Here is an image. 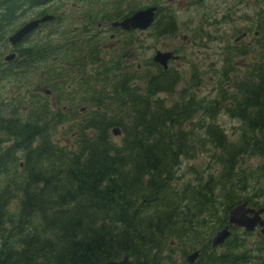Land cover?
Here are the masks:
<instances>
[{
	"label": "trees",
	"instance_id": "obj_1",
	"mask_svg": "<svg viewBox=\"0 0 264 264\" xmlns=\"http://www.w3.org/2000/svg\"><path fill=\"white\" fill-rule=\"evenodd\" d=\"M45 1L58 0H0V32L21 4ZM78 2L67 7L68 19L74 11L93 20L90 6L118 3ZM158 21L159 35L175 28L167 10ZM79 24L63 46L50 40L55 30L46 41L17 47V57L0 67L1 80L49 58V87L59 91L58 109L38 94L23 111L0 108V264H104L124 255L134 264H189L185 256L198 248L193 264H264L258 232L230 226L222 245L210 242L235 205L264 207V37L245 71L216 78L208 104L192 95L171 103L159 94L174 93L176 72H146L141 88L121 60L99 55L84 36L87 25ZM255 28L264 36L263 18ZM64 54L79 71L71 80L60 67ZM87 63L98 70L88 73ZM231 63L228 56L225 65ZM76 98L84 105L80 113L69 105ZM219 107L237 121L234 136L215 122ZM62 128L73 133L69 143L58 137ZM181 166L191 179L180 181Z\"/></svg>",
	"mask_w": 264,
	"mask_h": 264
},
{
	"label": "rangeland",
	"instance_id": "obj_2",
	"mask_svg": "<svg viewBox=\"0 0 264 264\" xmlns=\"http://www.w3.org/2000/svg\"><path fill=\"white\" fill-rule=\"evenodd\" d=\"M125 0L124 2H126ZM154 1V0H151ZM159 3L163 6L169 7L171 10H173V14L175 17L178 16L180 18L181 22L187 23L189 17H195L196 16V9H205V14L210 17L209 22L214 21L213 16H215V19H219L220 16H230L231 20H223L219 25L217 26H211L212 23H207L203 18V23L205 25L204 29L206 32H210L206 39L203 42H195L198 40L197 37L195 40L192 41V51L194 53V58H198V63H204L207 64V61L210 59H207L206 61L203 60L202 55H197L199 53H208L211 52L215 56H219L220 48H222V45L225 44L226 39L223 38L224 32L232 33L233 30H231L232 26L234 24H238L237 26L245 25L249 23V18L252 17L256 21L258 19L262 20L264 19V0H202L200 3V6L204 7H196L190 0H157ZM144 5L148 3L149 1L141 0V4ZM66 5V3H65ZM96 7V6H95ZM94 8V7H93ZM45 9L39 8L34 10H29L26 13L23 14L22 18L13 23L12 25L6 27L3 29V31L0 33V67H4L3 63L1 64V61H3V57L9 53V49L6 46V37L17 27V25L25 20L30 19L32 16L42 12ZM191 9V11L188 13V11ZM48 12H51L48 10ZM202 12V11H201ZM203 12L201 13V15ZM198 17V16H197ZM221 17V18H222ZM221 20L218 21V23ZM233 21V22H232ZM217 23V24H218ZM226 23V24H225ZM191 25V24H189ZM188 26V24H187ZM192 26V25H191ZM193 27V26H192ZM57 24L53 25H47L42 30H38L35 35L31 38V42L34 40H40L46 33L50 34L52 31L57 30ZM70 27H65V30H69ZM95 28V27H94ZM91 28L90 30H92ZM133 38L135 39V42L137 40V34H134ZM142 40L143 45V51L139 53V56L143 59H147L150 57L153 52L157 49H159L160 45L158 44L159 41L150 40L149 34H145L144 38L140 37ZM106 41H109L106 39ZM103 45H106L105 40L103 41ZM102 49V44H101ZM103 50V49H102ZM131 51H136V48H132ZM108 55L116 54L112 53L111 50H108ZM212 56V55H210ZM215 57L212 56V60H214ZM221 61L218 63L219 66H221ZM8 66V64H5ZM50 67L49 63L44 62L42 64L36 65V68H38V72H40V75L43 74V68ZM86 71L88 73H91L93 71H97L98 69L94 67V65H91L90 63L86 64L85 67ZM227 70H229L232 74L236 73V69L232 67H227ZM71 76V75H70ZM209 76V75H207ZM41 76H37V74H25L23 76H13L4 78L0 80V108L4 110V112H8L10 108L16 107L19 109V111H23L25 108H28L29 102L31 101V94H38L41 97V89L48 88V83L41 82ZM48 78V74H47ZM210 78V77H209ZM209 78L204 77L200 80V85H194L195 90L198 93L199 96H203L206 98H209L213 95V89L211 88V84L209 83ZM214 82H212L213 84ZM76 98L74 102H70L69 105L73 107V110H78L80 107L84 106L82 102H79ZM21 100V101H19ZM80 119L73 122L77 123ZM214 120L223 126L224 130L232 135V133L236 130L234 127L236 126V121L229 119L222 111H219L214 118ZM58 137H61L64 135V132L62 129H58ZM209 156V153L205 152L201 155V159L204 162H207ZM200 157V156H199ZM186 162V161H185ZM201 164L198 163V168ZM180 181H184L188 178L191 179V172L189 169H183V166L180 167L179 171ZM207 172H209L207 170ZM206 172V173H207ZM264 201V199H262ZM264 203V202H261ZM179 253V252H178Z\"/></svg>",
	"mask_w": 264,
	"mask_h": 264
},
{
	"label": "flooded vegetation",
	"instance_id": "obj_3",
	"mask_svg": "<svg viewBox=\"0 0 264 264\" xmlns=\"http://www.w3.org/2000/svg\"><path fill=\"white\" fill-rule=\"evenodd\" d=\"M45 2H47V1H45ZM43 5L44 4H41L40 6H43ZM38 6H36L34 8H37ZM122 9L123 8L119 9V12H120L119 15H117L116 11H114V14H109V15L103 16L104 20L96 23L97 30L91 32V34H95L96 38L101 40V43H99L97 45V49H101V44H102V49L104 51L108 52V50H111L112 53H116L115 55H120V56H125L127 54L125 52L127 51L128 48H127V45L124 44V42L127 41L128 35L129 34H137L138 37H137L136 44H135L137 46V49H136V51H131L129 56H128V60H131V61L137 63V61L141 58L139 56V53L141 51H139V50L143 51L142 40L140 37L144 38V35L150 34L151 31H149V30L145 31V32H142V31H131V32L122 31L120 28H113L111 26L112 21L110 22V25H108V21H109L108 18L115 17L114 20H119L125 16V15L123 16V13L121 11ZM28 10L29 9L27 8L26 5L21 4L19 12L15 13V15H14L15 16L14 20H16V22L19 21L22 18L23 14L25 12H27ZM38 17H40V14L33 16V18H38ZM33 18H31V19H33ZM83 18L85 19L86 15H81V14L78 15L79 22ZM157 24L163 25L164 23L158 21ZM41 26L42 25H40L34 31V33L37 32L38 30H42L43 27H41ZM246 35L243 38H245ZM26 38L29 39L30 37H26ZM27 39H26V41H27ZM106 39L109 41H106ZM104 40L106 42V45H103ZM179 40H182V42H178ZM191 40L194 41L195 38L188 39L185 37H179L176 34H174L173 36L160 37L159 41H160L161 50L162 51H170V52L174 53V55H177L180 57V59L170 60L168 62V69L174 68L181 75H186V76H190V77L212 75V74H215L216 72L222 70V68H215L216 66H219L218 63L220 61H218L217 63L210 62L209 64H204L201 62L198 63V58H193V51H192V47H191L192 41ZM233 43H236V41H233ZM250 45H251V42L247 41L244 44V47H249ZM13 52H15V54H17L16 51H13ZM177 52H182V53H184V55H179ZM209 57H210V54H207L205 56L206 59H208ZM243 64L245 65V63H243ZM129 65H130V63L128 61V66ZM136 66H137V68H140L139 63H137ZM158 66L151 64V65L146 66V68L149 70L148 72L151 74H156L162 70H165L161 66L160 67H158Z\"/></svg>",
	"mask_w": 264,
	"mask_h": 264
},
{
	"label": "water",
	"instance_id": "obj_4",
	"mask_svg": "<svg viewBox=\"0 0 264 264\" xmlns=\"http://www.w3.org/2000/svg\"><path fill=\"white\" fill-rule=\"evenodd\" d=\"M155 8H147L143 11L136 12L132 17L123 20L119 23L124 29H136L141 28L144 29L148 27L154 15ZM52 16H44L40 20H35L26 23L23 25L16 33H14L11 37H9V41L11 44H15L20 41L27 33L32 31L40 22L52 20ZM168 55H163L158 53L154 58L155 61H158L162 64H165V60ZM11 57L7 59H11ZM264 213V209H252L247 207V204L244 202L235 206L229 212L228 223L237 228H244V230L250 232L253 231L256 227L261 228V233L264 236V220L261 218V214ZM250 214V216H249ZM230 236V231L228 226H226L223 230L218 231L212 239V247H217L221 245L228 237ZM199 252H194L193 254L187 257V261L190 264H193L195 260L198 258ZM105 264H134L128 256H124L121 260L108 261Z\"/></svg>",
	"mask_w": 264,
	"mask_h": 264
},
{
	"label": "bare ground",
	"instance_id": "obj_5",
	"mask_svg": "<svg viewBox=\"0 0 264 264\" xmlns=\"http://www.w3.org/2000/svg\"><path fill=\"white\" fill-rule=\"evenodd\" d=\"M20 1V0H19ZM14 3V2H13ZM18 4V3H17ZM16 6V5H15Z\"/></svg>",
	"mask_w": 264,
	"mask_h": 264
}]
</instances>
